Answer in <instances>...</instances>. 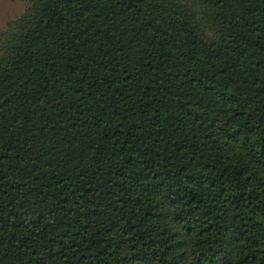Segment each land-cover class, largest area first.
Masks as SVG:
<instances>
[{"label": "trees", "instance_id": "obj_1", "mask_svg": "<svg viewBox=\"0 0 264 264\" xmlns=\"http://www.w3.org/2000/svg\"><path fill=\"white\" fill-rule=\"evenodd\" d=\"M21 1L0 264H264V0Z\"/></svg>", "mask_w": 264, "mask_h": 264}, {"label": "rangeland", "instance_id": "obj_2", "mask_svg": "<svg viewBox=\"0 0 264 264\" xmlns=\"http://www.w3.org/2000/svg\"><path fill=\"white\" fill-rule=\"evenodd\" d=\"M27 9L21 0H0V29L5 30L9 23L20 18Z\"/></svg>", "mask_w": 264, "mask_h": 264}]
</instances>
